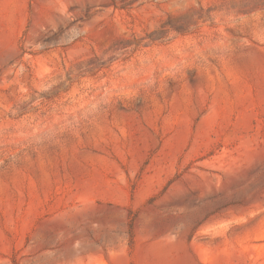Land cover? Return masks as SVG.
Segmentation results:
<instances>
[{
  "label": "rangeland",
  "instance_id": "rangeland-1",
  "mask_svg": "<svg viewBox=\"0 0 264 264\" xmlns=\"http://www.w3.org/2000/svg\"><path fill=\"white\" fill-rule=\"evenodd\" d=\"M0 264H264V0H0Z\"/></svg>",
  "mask_w": 264,
  "mask_h": 264
},
{
  "label": "trees",
  "instance_id": "trees-1",
  "mask_svg": "<svg viewBox=\"0 0 264 264\" xmlns=\"http://www.w3.org/2000/svg\"><path fill=\"white\" fill-rule=\"evenodd\" d=\"M19 117V116H18ZM129 228L132 230V222H130Z\"/></svg>",
  "mask_w": 264,
  "mask_h": 264
}]
</instances>
